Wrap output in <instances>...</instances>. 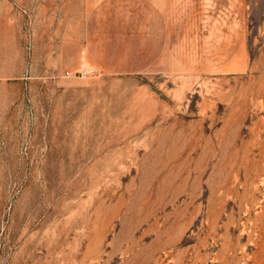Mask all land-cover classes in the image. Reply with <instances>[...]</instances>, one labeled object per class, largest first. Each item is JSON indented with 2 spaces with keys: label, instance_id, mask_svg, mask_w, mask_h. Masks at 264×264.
<instances>
[{
  "label": "rangeland",
  "instance_id": "374dc122",
  "mask_svg": "<svg viewBox=\"0 0 264 264\" xmlns=\"http://www.w3.org/2000/svg\"><path fill=\"white\" fill-rule=\"evenodd\" d=\"M0 264H264V0H0Z\"/></svg>",
  "mask_w": 264,
  "mask_h": 264
}]
</instances>
